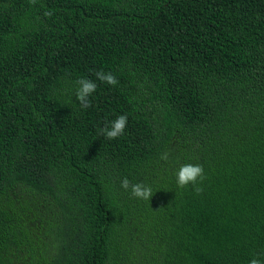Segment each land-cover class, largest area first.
<instances>
[{
	"label": "trees",
	"instance_id": "1",
	"mask_svg": "<svg viewBox=\"0 0 264 264\" xmlns=\"http://www.w3.org/2000/svg\"><path fill=\"white\" fill-rule=\"evenodd\" d=\"M81 78L97 84L90 107ZM119 115L125 132L108 140L99 130ZM184 164L203 166L199 193L177 187ZM124 178L153 196L134 198ZM253 257L264 261V0H0V264Z\"/></svg>",
	"mask_w": 264,
	"mask_h": 264
},
{
	"label": "clouds",
	"instance_id": "2",
	"mask_svg": "<svg viewBox=\"0 0 264 264\" xmlns=\"http://www.w3.org/2000/svg\"><path fill=\"white\" fill-rule=\"evenodd\" d=\"M30 5H35L36 0H29ZM96 80H99L102 83H105L109 86L115 87L119 81L111 72L97 71L95 73ZM78 85L76 90V98L81 105V107H90L91 101L89 97L92 96L97 89V84L95 81L90 79H78L75 82ZM128 122V117L126 115H119L115 120L111 122L110 127H104L99 130V133L103 135L108 140H113L125 132ZM161 160L167 161L169 159V154L164 153L160 157ZM176 184L178 188H187L189 185L194 187V190L199 193L202 189L195 187L199 182H202L205 179L204 169L202 165L198 164H184L179 170L175 173ZM121 188L128 190L130 188L131 195L139 200L149 201L153 196V190L150 186H147L143 183L131 184L127 178L122 179ZM249 264H264L259 258L253 257Z\"/></svg>",
	"mask_w": 264,
	"mask_h": 264
}]
</instances>
